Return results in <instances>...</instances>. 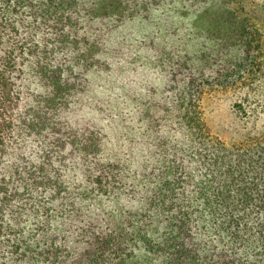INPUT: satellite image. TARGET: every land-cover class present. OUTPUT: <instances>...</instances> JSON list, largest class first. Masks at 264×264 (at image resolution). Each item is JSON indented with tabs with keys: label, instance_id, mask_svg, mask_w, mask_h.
<instances>
[{
	"label": "trees",
	"instance_id": "trees-1",
	"mask_svg": "<svg viewBox=\"0 0 264 264\" xmlns=\"http://www.w3.org/2000/svg\"><path fill=\"white\" fill-rule=\"evenodd\" d=\"M125 7L126 0H0V252L18 264H264V126L228 146L211 137L188 106L186 89V144L168 152L164 144L154 166L138 158L140 166L126 177L117 164L98 161L101 132L63 122L61 111L95 62L96 44L77 32L75 15L117 16ZM235 10L222 8L207 31L254 61L250 56L264 45L263 34L238 21ZM27 70L43 87L29 101L21 84ZM236 107L248 115L246 100ZM252 119L257 123L260 116ZM32 137L42 155L5 161ZM69 147L85 161L89 186L82 197L100 192L116 196L118 204L107 230L81 227L92 241L78 251L49 227L54 205L67 199L69 188L51 156L62 158ZM24 217L43 222L28 230Z\"/></svg>",
	"mask_w": 264,
	"mask_h": 264
},
{
	"label": "rangeland",
	"instance_id": "rangeland-1",
	"mask_svg": "<svg viewBox=\"0 0 264 264\" xmlns=\"http://www.w3.org/2000/svg\"><path fill=\"white\" fill-rule=\"evenodd\" d=\"M222 8L236 9L238 21L260 30L264 42V0H126L125 13L117 16L75 15L80 18L77 32L96 44L95 62L84 72L82 86L60 115L76 130L101 132L98 161L117 164L116 170L128 177L134 175L138 158L141 164L152 160L150 166H154L164 144L167 152L176 144L185 145L181 114L186 89L192 98L188 106L203 118L211 137L231 146L262 130L264 45L251 54L254 61L247 62L239 46L209 33L207 28ZM27 72L21 84L29 101L43 87ZM243 100L247 116L236 107ZM257 116L260 119L253 122ZM38 142L37 137L23 139L5 161L42 155ZM52 157L69 188L67 199L54 205L49 227L58 230L57 236L66 235L72 251L91 248L85 243L91 237L83 235L81 227L107 230L109 213L118 206L116 196L97 192L82 197L89 184L84 158L76 148L69 147L62 158L59 154ZM125 198L123 205L130 201ZM24 221L29 230L33 222L43 219L24 217ZM0 264L18 263L0 252Z\"/></svg>",
	"mask_w": 264,
	"mask_h": 264
}]
</instances>
